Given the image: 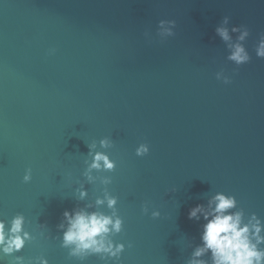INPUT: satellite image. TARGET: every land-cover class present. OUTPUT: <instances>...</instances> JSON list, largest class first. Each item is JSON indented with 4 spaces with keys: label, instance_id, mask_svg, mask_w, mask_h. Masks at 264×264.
<instances>
[{
    "label": "water",
    "instance_id": "95a60500",
    "mask_svg": "<svg viewBox=\"0 0 264 264\" xmlns=\"http://www.w3.org/2000/svg\"><path fill=\"white\" fill-rule=\"evenodd\" d=\"M224 16L248 27L249 63L226 59L215 33ZM162 19L176 21L174 36L157 35ZM262 34L264 0H0V219L23 214L36 236L17 255L79 264L56 225L105 190L124 220L118 264H186L187 242L200 243L188 210L215 192L264 219ZM106 137L112 147L100 149ZM93 142L116 167L89 183ZM141 143L150 150L138 157Z\"/></svg>",
    "mask_w": 264,
    "mask_h": 264
},
{
    "label": "clouds",
    "instance_id": "9594fccd",
    "mask_svg": "<svg viewBox=\"0 0 264 264\" xmlns=\"http://www.w3.org/2000/svg\"><path fill=\"white\" fill-rule=\"evenodd\" d=\"M175 20H160L157 26V35L166 39L175 35ZM216 35L222 40L226 49V59L237 66L247 64L252 57L245 47V41L250 35L247 26L231 25L230 17L224 16L215 28ZM235 34V36H233ZM147 36L148 33H145ZM55 52L50 49L49 54ZM257 58L264 59V34H262L255 47ZM216 79L224 84L231 83V77L223 70L216 73ZM100 149L112 147L109 138L99 140ZM88 156L83 176L91 183L94 180L92 173L105 171L111 172L116 167V162L110 159L105 151L97 150V143L89 146ZM149 146L141 143L135 150L138 157L149 153ZM32 179L31 169H27L23 176L25 183ZM102 183H111V178H105ZM88 191L84 185L75 189V199L87 201ZM118 198L108 191L98 196L93 203H79L72 209H65L60 222L56 225L61 233L60 247L67 250L68 257L79 264L91 256H97L105 264H118L125 244L117 242L114 237L123 231L124 220L119 215ZM112 210L110 214L96 210L103 206ZM148 207L143 208L147 214ZM158 210H153V218L160 217ZM188 219L200 225V243L193 246L189 240L187 246L192 249L186 264H264V219L256 213L246 215L243 208L238 207L235 196L224 192H215L207 196L206 203H198L188 210ZM26 218L23 214L14 215L10 221L0 219V264H49L44 255H37L25 259L17 255L24 250L26 245L34 241L36 236L26 229ZM46 224H41L45 228ZM43 234V233H41ZM131 247V244L128 245ZM5 257L11 260L5 261Z\"/></svg>",
    "mask_w": 264,
    "mask_h": 264
}]
</instances>
